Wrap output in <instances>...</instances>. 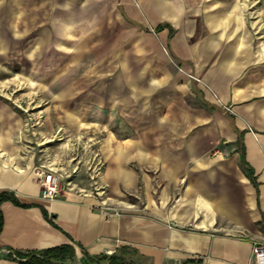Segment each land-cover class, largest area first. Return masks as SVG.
<instances>
[{
    "label": "rangeland",
    "instance_id": "obj_1",
    "mask_svg": "<svg viewBox=\"0 0 264 264\" xmlns=\"http://www.w3.org/2000/svg\"><path fill=\"white\" fill-rule=\"evenodd\" d=\"M217 1L29 0V9H40L24 17L21 3L13 1L7 15L0 0V163L53 171L61 187L81 181L99 188L108 210L119 212L122 201L127 207L142 197L102 183L117 139L134 136L149 147L158 138L159 152L234 157L219 112H208L205 123L192 114L190 129L153 128L157 116L199 103L190 83L198 74L176 57L190 56L186 31L202 11H232L222 26L241 44L234 60L264 61V0ZM166 19L177 28L171 39L167 28L156 29ZM221 51L197 49L204 58ZM202 68L222 79L232 65Z\"/></svg>",
    "mask_w": 264,
    "mask_h": 264
},
{
    "label": "crops",
    "instance_id": "obj_2",
    "mask_svg": "<svg viewBox=\"0 0 264 264\" xmlns=\"http://www.w3.org/2000/svg\"><path fill=\"white\" fill-rule=\"evenodd\" d=\"M3 1L7 15H12L13 1L16 7L22 4L24 17L40 9L35 6L29 12V0ZM231 12L220 6L202 11L199 21L190 20L194 25L186 31L190 56L176 58L191 76L198 74L190 83L199 103L183 102L176 115L157 116L153 128L190 129L192 114L198 123H205L208 112H219L225 118L221 123L234 157L223 160L205 153L159 152L158 138L149 147L134 136L117 139V152L109 160L102 183L115 193L132 190L142 197L141 204L134 201L127 207L122 201L119 212L108 210L109 198L99 188L93 191L81 181L64 184L55 199L43 197L37 171L0 163V192L12 191L22 204L11 200L1 204L0 264H26L7 256L13 249L37 251L66 243L76 248V261L81 263L85 261L83 249L91 255L113 254L122 246L134 250V258H144L147 264H181L189 258L201 259L203 264L252 260L253 241L264 240V61L243 56L234 60L241 44L224 34L227 30L222 26ZM163 22L174 28L172 36L164 28L171 39L177 28L170 19ZM199 48L210 54L222 51L220 56L204 58ZM228 63L232 68L222 79L216 78L215 68L207 72L202 68ZM259 65L263 66L255 67ZM240 132L253 178L240 161Z\"/></svg>",
    "mask_w": 264,
    "mask_h": 264
},
{
    "label": "trees",
    "instance_id": "obj_3",
    "mask_svg": "<svg viewBox=\"0 0 264 264\" xmlns=\"http://www.w3.org/2000/svg\"><path fill=\"white\" fill-rule=\"evenodd\" d=\"M165 27L169 29V36L174 33V28L169 22L160 23L156 29L161 31ZM204 104L208 105L206 102ZM243 133H239L237 141V149L240 152V161L246 173L253 178V168L248 163L245 157L244 144L242 142ZM11 200L16 204L22 205L16 195L12 191L4 190L0 192V233L4 226V215L1 209L2 202ZM83 249V248H82ZM8 253L10 258H18L26 264H147L138 262L134 258V250L128 246H122L118 252L113 254H97L91 255L86 250H82L84 254V262L76 261L77 250L72 244H61L44 248L37 251L22 252L19 250H12ZM181 264H203L201 259L189 258L184 260Z\"/></svg>",
    "mask_w": 264,
    "mask_h": 264
},
{
    "label": "built area",
    "instance_id": "obj_4",
    "mask_svg": "<svg viewBox=\"0 0 264 264\" xmlns=\"http://www.w3.org/2000/svg\"><path fill=\"white\" fill-rule=\"evenodd\" d=\"M38 181L43 197L55 199L61 191L58 176L53 171H38ZM247 264H264V240L253 241V257Z\"/></svg>",
    "mask_w": 264,
    "mask_h": 264
}]
</instances>
